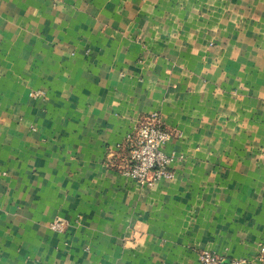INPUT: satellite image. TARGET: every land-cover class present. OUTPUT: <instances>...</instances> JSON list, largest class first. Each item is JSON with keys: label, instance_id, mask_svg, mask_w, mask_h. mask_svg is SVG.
<instances>
[{"label": "crops", "instance_id": "0c3cea01", "mask_svg": "<svg viewBox=\"0 0 264 264\" xmlns=\"http://www.w3.org/2000/svg\"><path fill=\"white\" fill-rule=\"evenodd\" d=\"M151 111L173 178L142 186L121 170ZM261 246L264 0H0V264Z\"/></svg>", "mask_w": 264, "mask_h": 264}, {"label": "built area", "instance_id": "2783aa9c", "mask_svg": "<svg viewBox=\"0 0 264 264\" xmlns=\"http://www.w3.org/2000/svg\"><path fill=\"white\" fill-rule=\"evenodd\" d=\"M29 95L33 98L40 97L43 91H32ZM170 137L171 134L163 128L157 111L142 115L134 131L126 138L127 164L121 173L142 186H152L159 179H172L173 172L170 166L175 155L164 149ZM50 228L62 231L64 224L62 221H55L50 224ZM258 258L264 259L263 246L259 249ZM246 261L245 258L225 261L210 250H201L198 253L199 264H244Z\"/></svg>", "mask_w": 264, "mask_h": 264}]
</instances>
